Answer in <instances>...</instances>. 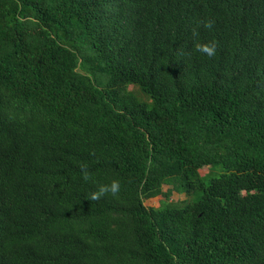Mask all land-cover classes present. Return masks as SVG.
Listing matches in <instances>:
<instances>
[{"label": "trees", "instance_id": "16d2710c", "mask_svg": "<svg viewBox=\"0 0 264 264\" xmlns=\"http://www.w3.org/2000/svg\"><path fill=\"white\" fill-rule=\"evenodd\" d=\"M0 264H264V0H0Z\"/></svg>", "mask_w": 264, "mask_h": 264}, {"label": "clouds", "instance_id": "9594fccd", "mask_svg": "<svg viewBox=\"0 0 264 264\" xmlns=\"http://www.w3.org/2000/svg\"><path fill=\"white\" fill-rule=\"evenodd\" d=\"M215 21L214 20H205L203 22V27L205 29H212L214 27ZM194 35H199L198 32L193 33ZM217 47H218V42L217 41H210L206 43H196L194 44V49L195 51L202 53L206 55L209 58H213L216 55L217 52ZM80 171H81V179L84 182H89L93 180V176L88 170V165L86 163H81L79 165ZM121 185L119 180H112L109 184H101L98 185L97 190L94 192H91L89 194L88 199L92 201H98L101 198L111 195L112 197H117L120 193Z\"/></svg>", "mask_w": 264, "mask_h": 264}, {"label": "rangeland", "instance_id": "374dc122", "mask_svg": "<svg viewBox=\"0 0 264 264\" xmlns=\"http://www.w3.org/2000/svg\"><path fill=\"white\" fill-rule=\"evenodd\" d=\"M129 89H131V87L129 86L128 87ZM208 171V168L207 167H203L199 170V174L201 176H204ZM164 190H166V186L163 187ZM171 199L173 201H176V200H181L183 199V196L182 195H176V194H173ZM162 199L160 197H156V198H153V199H149V200H146L144 202V204L147 206V207H157L160 203H161Z\"/></svg>", "mask_w": 264, "mask_h": 264}]
</instances>
